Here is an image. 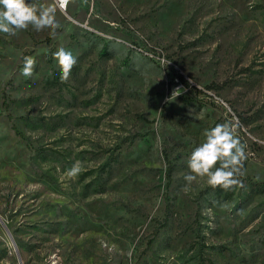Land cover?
<instances>
[{
	"label": "rangeland",
	"instance_id": "374dc122",
	"mask_svg": "<svg viewBox=\"0 0 264 264\" xmlns=\"http://www.w3.org/2000/svg\"><path fill=\"white\" fill-rule=\"evenodd\" d=\"M56 19L0 34V264H264V0H70ZM225 122L244 187L185 193Z\"/></svg>",
	"mask_w": 264,
	"mask_h": 264
},
{
	"label": "clouds",
	"instance_id": "9594fccd",
	"mask_svg": "<svg viewBox=\"0 0 264 264\" xmlns=\"http://www.w3.org/2000/svg\"><path fill=\"white\" fill-rule=\"evenodd\" d=\"M69 3L70 0H53L50 5L38 4L36 0H0V34L15 37L31 26L37 32L48 29L50 35L55 36L61 27L56 19L57 9L62 10ZM53 58L60 68V81L67 82L77 64V57L71 51L60 47L53 53ZM23 59L22 75L31 77L36 60L31 56ZM204 136V141L193 149L187 160L188 172L183 177L185 185L182 191L188 192L194 182L205 178L207 185L212 188L219 187L224 191L243 188L240 177L245 175L246 145L236 135L232 123L217 124L206 130ZM81 171V162L76 161L67 170L66 176L74 179Z\"/></svg>",
	"mask_w": 264,
	"mask_h": 264
},
{
	"label": "trees",
	"instance_id": "16d2710c",
	"mask_svg": "<svg viewBox=\"0 0 264 264\" xmlns=\"http://www.w3.org/2000/svg\"><path fill=\"white\" fill-rule=\"evenodd\" d=\"M103 52H104V50H103ZM53 73H54V80H55V81H59V80H60V71H59V70H53ZM177 76L183 81V83H184L185 85H189V82H188L187 80L183 79L182 76H181L180 74H177ZM211 87H212V85H208V86H206L207 89H210ZM140 138H141V135L134 136V137H132V138L129 140V143H133V141H134L135 139H140ZM168 171H169V170H168ZM216 189H221V188L217 187ZM232 191H233V190H231V191H229V192L232 193Z\"/></svg>",
	"mask_w": 264,
	"mask_h": 264
}]
</instances>
